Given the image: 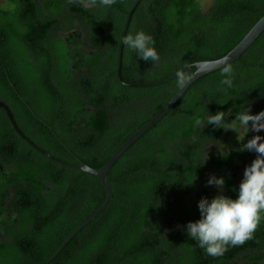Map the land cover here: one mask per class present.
<instances>
[{"label": "trees", "instance_id": "trees-1", "mask_svg": "<svg viewBox=\"0 0 264 264\" xmlns=\"http://www.w3.org/2000/svg\"><path fill=\"white\" fill-rule=\"evenodd\" d=\"M56 1L53 22L29 0L0 6V101L41 149L94 168L178 90L176 76L140 87L118 76L138 1L126 35L150 33L161 59L146 62L124 46L121 77L130 84L193 73V63L223 57L264 15V0H212L207 7L201 0H116L110 8ZM228 65L232 87L220 83L223 67L199 77L115 161L108 204L48 264H264V220L251 239L209 262L184 230L200 218L186 198L197 174L193 149L217 130L196 121L229 110L234 119L264 99V30ZM237 190L226 188V195L235 198ZM105 198L98 176L32 147L0 108V264H43Z\"/></svg>", "mask_w": 264, "mask_h": 264}, {"label": "clouds", "instance_id": "clouds-1", "mask_svg": "<svg viewBox=\"0 0 264 264\" xmlns=\"http://www.w3.org/2000/svg\"><path fill=\"white\" fill-rule=\"evenodd\" d=\"M93 4L102 8H110L116 0H92ZM123 46L146 62L157 64L161 57L154 46L155 42L150 33L140 30L128 33L122 40ZM233 68L226 65L221 70L220 83L228 88L232 87ZM192 80V73L178 71L176 73V87L181 91ZM228 112L217 111L214 114L207 112L206 119L197 120V125L206 127L213 126L231 130L236 135L239 144L238 151L255 152L256 158L245 167L243 179L239 184L235 198L217 194L214 198L202 197L198 202L200 218L189 221L185 226L188 237L198 243V246L207 255L218 257L223 255L228 246H238L252 238L258 225L264 220V111L253 114L250 107L235 114L234 119L229 121ZM256 135L248 138L249 133ZM247 140V142H244ZM225 152L227 154H225ZM225 158L230 154L228 150H221ZM208 159L204 157V163ZM195 179L189 183H194ZM208 186L222 190L226 177L212 174L206 181Z\"/></svg>", "mask_w": 264, "mask_h": 264}, {"label": "flooded vegetation", "instance_id": "flooded-vegetation-1", "mask_svg": "<svg viewBox=\"0 0 264 264\" xmlns=\"http://www.w3.org/2000/svg\"><path fill=\"white\" fill-rule=\"evenodd\" d=\"M28 1V0H27ZM29 3L37 5V10L43 15L45 20L58 21V2L56 0H29ZM22 6L25 5V0H0V6ZM89 6L92 4L89 2ZM250 107L253 114L264 111V99L255 101L252 104L247 105ZM228 112V111H227ZM227 119L231 121V114L227 116ZM203 128L202 125H199ZM205 133H202V140L205 139ZM264 135V132L260 133ZM236 135L233 131L229 130L225 132L223 129H217L213 136L205 143L204 146L198 148L195 147L193 151H196V170L197 174L193 177L195 178L194 184L191 186L190 190L187 193L188 206L192 210L193 214H198V202L202 197H208L209 199L214 198L217 194L226 195V188H238L240 182L243 179V173L245 167L249 165L255 158V152L249 151H238L239 144L236 139ZM256 135L254 132H250L248 138ZM204 138V139H203ZM244 142H247L245 140ZM221 150H228L229 155L225 158L220 153ZM208 159L204 163V157L207 155ZM225 154H227L225 152ZM194 170V171H196ZM215 174L217 176L223 175L226 177V183L222 190H217L214 187L208 186L206 181L208 178ZM173 199H170L172 202ZM180 207L183 205L179 203ZM171 211H175L173 206H169ZM217 257H212L209 255L204 256V260L208 259L209 261H216ZM205 264V263H204Z\"/></svg>", "mask_w": 264, "mask_h": 264}, {"label": "water", "instance_id": "water-1", "mask_svg": "<svg viewBox=\"0 0 264 264\" xmlns=\"http://www.w3.org/2000/svg\"><path fill=\"white\" fill-rule=\"evenodd\" d=\"M139 2V1H138ZM136 3V5L138 4ZM136 5L132 8V10L129 13L128 16V22L123 34V38L127 33V28L129 25V21L131 19V16L133 14V11L136 7ZM264 30V15L253 25V27L245 34V36L235 45L227 54H225L223 57L213 60H204V61H198L193 63V65L196 67L195 71L192 73V80L189 82L188 85L181 91L178 89L174 95L169 99V101L155 114L153 115L147 122H145L142 126H140L136 131H134L129 137H127L113 152V154L109 157V159L99 168L91 167L90 165L86 164L83 161H79L78 163H71L68 161H65L63 159L57 158L45 150L41 149L38 145H36L32 140H30L19 128L18 124L16 123L13 113L11 112L9 106L3 102L0 101V108H3L7 116L14 128V130L32 147L43 153L44 155L59 161L64 164L72 165L77 168L82 169L85 172H89L91 174H94L98 176L102 182L106 198L104 202L89 216L87 217L67 238L66 240L60 245V247L56 250V252L53 253V255L43 264H48L50 261L54 259V257L61 251V249L81 230L83 229L89 222H91L108 204L109 200L112 197L111 188L108 183V172L112 165L115 163V161L126 151V149L133 144L140 136H142L147 130H149L152 126H154L158 121H160L169 111L170 109L178 102V100L181 98V96L184 94V92L188 89V87L199 77L210 73L214 70H217L219 68H222L234 60L238 59L241 54L256 40V38L263 32ZM122 38V40H123ZM123 44L121 41L120 45V52H119V60H118V68L117 73L120 78V80L129 86H148V85H158L161 83H164L174 76H176L177 72L173 73L169 77L156 81L151 82L147 84H130L125 82L121 77V66H122V57H123Z\"/></svg>", "mask_w": 264, "mask_h": 264}, {"label": "rangeland", "instance_id": "rangeland-1", "mask_svg": "<svg viewBox=\"0 0 264 264\" xmlns=\"http://www.w3.org/2000/svg\"><path fill=\"white\" fill-rule=\"evenodd\" d=\"M211 1L212 0H201L202 6L207 7L211 3Z\"/></svg>", "mask_w": 264, "mask_h": 264}]
</instances>
